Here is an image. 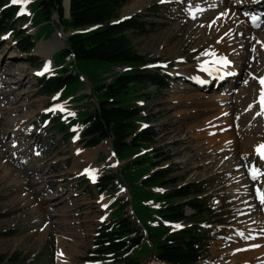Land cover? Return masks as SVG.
<instances>
[{"label": "rangeland", "instance_id": "1", "mask_svg": "<svg viewBox=\"0 0 264 264\" xmlns=\"http://www.w3.org/2000/svg\"><path fill=\"white\" fill-rule=\"evenodd\" d=\"M35 1L15 4L20 8L19 16L0 35V94H6L0 96V257L24 264H90L84 258L89 256L96 230L110 220L113 202L131 200L124 184L122 188L117 186L113 195H99L94 184L108 168L119 172L123 163L117 160L109 140L97 149L85 148L80 130H70L66 125L67 134L62 135L54 131L48 118L61 116L65 120L67 115L76 117L84 110L91 112L95 106L92 88L124 68L101 63L83 71V84H75L72 90L78 91L76 96L87 94L89 99L84 101L65 99L60 94L41 95L40 73L49 66L47 76L61 74L53 57L66 47L70 34L57 25L56 14L52 18L56 24L43 27L47 22L40 23L37 18L34 23L39 25L34 27L32 16L38 10ZM221 2L233 7L215 6ZM122 3L120 17L138 16L155 24L150 34L127 35L139 54L149 60L158 58L157 64L150 63L149 67L164 68L170 78V88L159 91L149 85L140 103L146 108L147 126L157 134L151 149L159 156L158 170H165L174 182L170 181L164 190L206 183L216 220L230 224L215 225L221 234L212 242L208 257L199 264H244L233 263L237 255L244 253L243 245H250L256 232L264 236V158L257 152L264 145V115H258L262 109L257 99L261 90L259 78L264 76V13L257 15L260 20L256 23L255 7L249 9L243 0ZM64 7L68 16L66 1ZM207 7H217L213 14L219 21L225 14L232 16L221 27L238 56L226 57L230 62L226 65L233 69L231 73L198 82L194 79L197 76H186L185 72H199L197 67L208 62L215 47L209 33L198 34L205 23L197 19L205 17ZM16 31L32 37L36 43L33 53L18 50ZM54 41L58 42V49L49 51L50 62L36 50L41 43ZM222 50L228 55L226 47ZM215 60L210 59V64L225 65L223 60ZM21 78L26 81L23 85L16 83ZM227 108L232 109L231 125L223 122ZM8 109L17 113L10 118ZM254 169L260 173L255 180ZM252 202L256 206L253 209ZM126 211L132 215L131 206ZM193 213L187 209L188 215ZM257 221L259 224L255 225ZM207 226L214 229L213 224ZM156 254L157 246L148 239L131 252L143 264H160L155 261Z\"/></svg>", "mask_w": 264, "mask_h": 264}, {"label": "trees", "instance_id": "2", "mask_svg": "<svg viewBox=\"0 0 264 264\" xmlns=\"http://www.w3.org/2000/svg\"><path fill=\"white\" fill-rule=\"evenodd\" d=\"M65 1L34 2L38 9L32 17L34 27L39 25L34 23L37 18L40 23L47 22L43 27L56 24L52 20L56 14L57 25L65 34H70L66 47L53 57L61 74L40 80L41 95L61 92L65 99L72 97L84 101L89 99L87 94L76 96L78 91L72 90L75 84H83V71L88 72L101 63L125 69L92 88L95 106L91 112L84 110L76 117L67 115L65 122L61 121V116L52 118L55 132L66 135V125L70 130H80L85 148L93 149L110 140L117 160L123 164L116 173L108 168L94 188L98 194L113 195L117 186L122 188L124 184L131 197L130 201L117 199L113 202L114 212L110 220L96 230L85 261L92 264H143L131 252L148 239L157 246L155 260L162 264L201 263L208 257L212 242L221 234L215 225L230 223L216 220L208 186L204 182L161 191L174 182L169 180L165 170H158L156 158L159 156L151 149L156 144L157 134L152 127L142 128L149 124V118L144 115L146 108L140 103L145 95L143 91L149 85L159 91L167 89L171 87L170 78L164 68L148 67L150 63L157 64L158 58L149 60L139 54L127 35L128 32L150 34L155 24L144 22L138 16L120 17L122 0H70L68 16ZM8 2L11 0H0V35L8 31L9 23L20 9ZM15 37L21 53L30 54L36 46L25 32L16 31ZM64 62L68 64L64 66ZM129 206H132L133 215L126 211ZM187 209L194 213L188 215ZM210 224L214 229L207 226ZM0 264L24 263L0 257Z\"/></svg>", "mask_w": 264, "mask_h": 264}, {"label": "bare ground", "instance_id": "3", "mask_svg": "<svg viewBox=\"0 0 264 264\" xmlns=\"http://www.w3.org/2000/svg\"><path fill=\"white\" fill-rule=\"evenodd\" d=\"M243 1L247 2V5L249 6V9L255 7V8H253V10H255L257 12L255 14L256 16L264 13V11L262 10L264 8V0H250L249 2H248V0L247 1L243 0ZM204 4H207V3H204ZM225 4H226L225 2H221L220 4H216L215 6L222 7L224 5V7H226V6H229L230 8H231V6L233 7V5L227 4L225 6ZM66 5L69 8V0L66 1ZM217 7H207L206 8L205 17L197 19L198 21L205 23V25L198 31V34L204 35L205 33H209V36L211 37V41L215 42L214 43L215 47H214L213 50H211V56L208 57V59H207V61L209 63L206 62V61H205L206 62L205 63L203 61L204 63L202 62L197 67L199 72L196 71V70H194L192 73H190V71H186V72L184 71L186 76H193V77L197 76L194 79H195V81H198V82L206 81L210 76L231 73L233 71V69L230 68V65H226L225 64L224 66L220 67L217 62H221V60L227 59L226 57L231 58V59H235L238 56V55H236L233 52V49H232V45L233 44L230 43L231 40L229 41L228 37L225 35V32L223 30L224 27L232 20V16H230L228 14H225V16L222 17V20L219 21L218 17H216V15L213 14V9L217 8ZM253 17H255V16H253ZM249 23H250V21H249ZM222 24H224L223 28L221 27ZM261 27L262 26H260V28ZM193 31H195V30H193ZM253 38H254V36L250 37L251 40H253ZM57 46H58V42H56V41H54L53 43L52 42L51 43H49V42L48 43H41V45L38 46L36 52H40L41 54H43L47 58L48 61L51 62L50 59H51V56H52V52H55L58 49ZM225 47L227 48L228 55H224V53H223L222 49H224ZM51 50H52V52H49ZM239 55H240V53H239ZM212 58L216 59L215 62L217 64H213V63L210 64L209 60L212 59ZM228 64H230V62H228ZM237 67L240 69L239 66H237ZM47 70H49V67L47 68ZM236 73H238V72L236 71ZM173 74H175V72ZM187 74H189V75H187ZM24 78L23 79L21 78V79L17 80L16 83H20L21 85H23V83L26 82L25 81L26 78L25 79ZM263 78H264V76H263ZM232 88L233 87H231V89ZM250 93H248V98L251 97V95H249ZM245 94H246L245 92L242 93V95H244V96H245ZM4 95H6V94L3 93V92H2V94H0V96H4ZM257 99H258V101H260V97H258ZM244 103L246 105H248L249 101L246 100ZM258 103H260V102H258ZM226 110H227L226 120L223 121V122H225L227 125H231L232 119H230L231 118L230 116H231V112H232L231 110L232 109L231 108H227ZM262 111H264V110H262ZM8 113H9V117L12 118L13 115H15L17 113V111L14 110V109H8ZM253 114H255V112ZM262 115H264V114H262ZM263 124H264V121H263ZM255 207L256 206L253 203V205H251V208L253 209ZM254 224L257 225V224H259V222L257 221ZM249 242H251L250 245H248V246L247 245H243L244 253H242L240 256L237 255L234 258L233 263H237V262H242L243 261L244 264H261V263L264 262V236L260 235L259 232H256L254 235H252V238L249 240Z\"/></svg>", "mask_w": 264, "mask_h": 264}, {"label": "snow or ice", "instance_id": "4", "mask_svg": "<svg viewBox=\"0 0 264 264\" xmlns=\"http://www.w3.org/2000/svg\"><path fill=\"white\" fill-rule=\"evenodd\" d=\"M11 2L13 4L21 3V4L26 5L29 2V0H11ZM161 2L163 3V2H165V0H161ZM222 63L227 64L228 61L226 59H224L222 61ZM259 84L261 85L260 101L259 102H260L262 110H264V78H259ZM60 110L63 111V108L61 107ZM49 111H55V109H49ZM259 114H264V111H262L261 113H258V115ZM72 115H74V113ZM257 152L261 155L262 158H264V145H261L257 149ZM259 174L260 173H258V170L254 169L253 172H252L253 180L257 179ZM93 180H95V175L94 174H93ZM261 203H264V194H261Z\"/></svg>", "mask_w": 264, "mask_h": 264}, {"label": "water", "instance_id": "5", "mask_svg": "<svg viewBox=\"0 0 264 264\" xmlns=\"http://www.w3.org/2000/svg\"><path fill=\"white\" fill-rule=\"evenodd\" d=\"M70 12V0H69V8H68V14ZM35 51V49L32 51V53Z\"/></svg>", "mask_w": 264, "mask_h": 264}]
</instances>
